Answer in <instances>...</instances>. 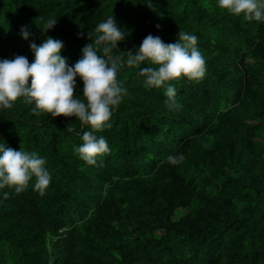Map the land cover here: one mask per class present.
Segmentation results:
<instances>
[{
    "label": "trees",
    "instance_id": "1",
    "mask_svg": "<svg viewBox=\"0 0 264 264\" xmlns=\"http://www.w3.org/2000/svg\"><path fill=\"white\" fill-rule=\"evenodd\" d=\"M0 264H264V0H0Z\"/></svg>",
    "mask_w": 264,
    "mask_h": 264
}]
</instances>
